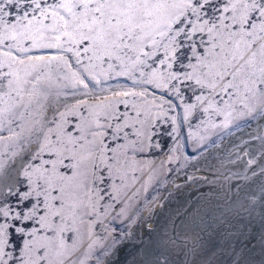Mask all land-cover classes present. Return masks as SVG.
I'll return each mask as SVG.
<instances>
[{
  "label": "snow or ice",
  "instance_id": "snow-or-ice-1",
  "mask_svg": "<svg viewBox=\"0 0 264 264\" xmlns=\"http://www.w3.org/2000/svg\"><path fill=\"white\" fill-rule=\"evenodd\" d=\"M181 105L264 117V0H0V264H264V184L219 240L171 193L132 203ZM226 163L264 175V129Z\"/></svg>",
  "mask_w": 264,
  "mask_h": 264
},
{
  "label": "rangeland",
  "instance_id": "rangeland-1",
  "mask_svg": "<svg viewBox=\"0 0 264 264\" xmlns=\"http://www.w3.org/2000/svg\"><path fill=\"white\" fill-rule=\"evenodd\" d=\"M110 83L115 84L114 81ZM185 99L187 101L188 98ZM169 116L176 118V127L179 131L174 134V138H167L165 148L156 153L155 160L157 164L166 160L168 148L171 147L177 149L176 155L179 159L173 164L166 165L164 170L158 169L156 178L147 191H141L139 197L134 198L132 203L142 207L146 197H168L171 193L169 207L175 209L187 202V206L198 212L197 221L199 217H206L202 227L216 240H219L225 231L232 230L233 225H237L238 216H248L247 211H244L246 208L255 209L254 215L258 221L260 204L257 202L256 205H250L249 197L253 194L259 197L260 187L264 184V175L252 176L251 171H245L242 167L233 164L226 163L221 167L220 160L227 158L229 150H232L233 146L242 139H248L250 135L255 136L264 129V117L256 115L252 119L240 120L239 128L233 126L225 130L212 128L208 123L209 116L199 110L185 119L182 105L170 111ZM211 119L215 122L221 118L213 115ZM171 126L170 122L160 124L159 130L165 128L170 130ZM252 143L253 146H258L259 141L255 140ZM231 158L235 159V154ZM189 160L197 165L199 171L189 164ZM168 168L172 171H167ZM215 169H219V172L225 176L239 173L240 178L233 176L231 181L225 182L223 176L216 173ZM194 172L197 176L206 177L215 183L205 184L203 180L188 181L186 177ZM245 176L248 178L244 179ZM229 183L239 184L240 190L228 192ZM176 185L181 186L179 191L182 195L176 194ZM219 220H223L224 223L219 224L217 222ZM112 226L124 231L127 228V222L121 223L118 218ZM204 239L207 240L208 237L205 236Z\"/></svg>",
  "mask_w": 264,
  "mask_h": 264
}]
</instances>
